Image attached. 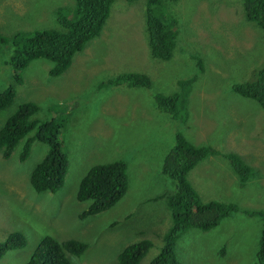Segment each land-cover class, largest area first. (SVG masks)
Returning a JSON list of instances; mask_svg holds the SVG:
<instances>
[{"label":"rangeland","instance_id":"obj_1","mask_svg":"<svg viewBox=\"0 0 264 264\" xmlns=\"http://www.w3.org/2000/svg\"><path fill=\"white\" fill-rule=\"evenodd\" d=\"M147 1L115 0L101 34L76 54L65 74L53 76L51 60L33 59L18 82L7 63L19 46L14 35L57 25L55 11L75 1L0 0V91L16 86L15 101L0 112V122L19 103L37 102L34 117L57 118L69 157L64 186L38 193L29 171L47 152L46 144L35 141L24 162L17 148L10 158L0 153V241L14 230L27 236L1 264H23L44 234L87 242L86 252L73 256L76 264H109L124 246L150 239L154 245L140 263L147 264L171 224L163 194L173 185L162 168L178 132L220 151L188 174L202 198L233 201L239 209L210 230H188L177 242V256L182 264L257 263L262 222L246 210L264 209V108L232 85L252 78L264 64V29L246 19L243 0H165L159 12L178 19L179 36L173 56L164 60L150 53ZM123 72L146 73L151 86H104ZM157 94H181L178 116L157 107ZM228 153L253 168L246 183ZM117 158L128 163L125 196L108 210L79 218L87 205L76 200L81 178L93 164Z\"/></svg>","mask_w":264,"mask_h":264},{"label":"trees","instance_id":"obj_2","mask_svg":"<svg viewBox=\"0 0 264 264\" xmlns=\"http://www.w3.org/2000/svg\"><path fill=\"white\" fill-rule=\"evenodd\" d=\"M75 4L56 10V24L21 31L14 35L19 46L7 60L14 71V79L22 82L23 70L33 59L45 58L53 62L50 72L61 76L73 65L76 54L82 52L87 44L101 34L110 16L115 0H74ZM130 3L135 0H127ZM165 0H148L146 22L149 33V47L152 57L170 59L178 40L179 31L175 17H166L160 9ZM245 17L256 22L264 29V0H243ZM4 40L7 39L3 37ZM203 69V61L198 58ZM183 83H188L182 80ZM148 74L141 72H123L109 79L105 85L129 84L131 86L150 87ZM108 86V87H109ZM232 89L247 98L257 100L264 108V64L252 78L235 82ZM181 94L155 96L157 107L173 117L178 116V99ZM16 98V86L10 84L0 91V112L9 108ZM37 102L28 100L19 103L0 122V153L10 158L18 149L21 162L28 159L35 141L46 144L47 152L37 160L29 171V183L38 193L59 191L65 184L69 169V157L64 149L61 127L57 118L38 119ZM220 151L211 145L196 144L178 132L174 146L168 152L163 163V173L171 179L173 188L163 194L171 212V224L163 236L160 252L147 264H182L177 256L178 240L191 228L204 231L216 227L223 218L239 209L236 202L220 199H204L188 179L190 170L209 155ZM241 183H246L253 174V168L247 166L236 153L226 155ZM128 163L122 158L93 164L81 178L76 190V200L87 205L79 210L81 219L94 216L108 210L119 202L128 189ZM168 196V199H167ZM6 208H9L7 206ZM249 216H257L262 222L259 235L257 263L264 264V209L246 210ZM27 236L23 231H9L5 240L0 241V259L10 249L23 247ZM154 243L150 239H141L124 246L109 264H140ZM88 249V243L68 238L58 240L51 234L40 236L39 241L23 264H76L73 256H82ZM1 264V263H0Z\"/></svg>","mask_w":264,"mask_h":264}]
</instances>
